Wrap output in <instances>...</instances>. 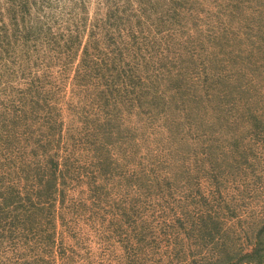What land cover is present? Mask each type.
I'll use <instances>...</instances> for the list:
<instances>
[{
    "label": "rangeland",
    "instance_id": "rangeland-1",
    "mask_svg": "<svg viewBox=\"0 0 264 264\" xmlns=\"http://www.w3.org/2000/svg\"><path fill=\"white\" fill-rule=\"evenodd\" d=\"M108 17H116L107 31L121 46L115 56L130 61L127 72L135 74L136 89L144 93L130 94L131 103L118 96L117 104L111 97L113 118L90 109L100 128L97 145L74 152L83 164L98 150L107 155L105 143L113 173L99 175L95 185L107 209L85 221L89 208L84 205L85 215L74 227L88 231V237L72 236L66 220L76 208L65 209V201L81 194L80 188L88 191L90 182L85 178L68 188L63 204L56 195L47 209L49 231L62 237V246L74 244V254L59 255L55 246L50 258L32 264H178L189 258L185 248L194 245L196 252L203 240H175L174 215L185 214L188 226L218 224L223 231L225 226H263L264 0H0V116L13 115L2 102L28 86L20 68L29 78L37 71L45 88L37 94L59 114V147L69 144L77 123L75 105L96 108L88 104L96 84L78 86L76 69L92 32L105 35ZM71 36L77 37L72 52L60 54ZM99 46L106 50L102 38ZM108 117L116 134L100 136ZM134 199L139 201L131 208ZM129 216L137 217L130 226L124 221ZM202 217H209L206 224Z\"/></svg>",
    "mask_w": 264,
    "mask_h": 264
},
{
    "label": "trees",
    "instance_id": "trees-1",
    "mask_svg": "<svg viewBox=\"0 0 264 264\" xmlns=\"http://www.w3.org/2000/svg\"><path fill=\"white\" fill-rule=\"evenodd\" d=\"M21 6L25 8V5ZM169 9L173 13L176 12L173 5H170ZM115 21L116 17L105 19V25H108L105 35L100 37L96 35V31L92 32L93 40L85 44L83 59L76 69V77L79 78L76 84L78 86L96 84L97 90L88 102L89 106L92 103L96 108L86 110L80 107L81 104L75 105L77 123L71 126L69 144L64 143L59 147L63 137L60 130L57 131L59 114L53 112V106L46 97L41 98L40 94H37L41 87L44 88L37 71H34L29 78L26 76L25 67L20 68L21 79H29L25 82L28 86L19 88L18 97L8 98L2 102L6 111L13 109L14 113L11 117L0 116V264H32L38 260L45 261L52 255L55 246L60 248L57 252L59 255L74 254V244L64 247L62 237L53 238L54 230L52 233L49 231L51 212L47 209L54 204L58 195L63 204L66 190L75 188L81 180L85 178L89 180L88 191L85 192L80 188L81 194L68 196L65 201V209H70L69 207L72 206L76 208L74 211L69 210L71 214L66 223L73 228L68 226V233L72 236L88 237V231L74 227L85 215V212H82L84 205L89 208L87 216L82 218L85 221L99 218L103 214L102 211L107 209L106 205H101L95 185L99 175L109 177L113 173L108 170L110 164L107 159L112 160V158L105 143L103 142L101 146L106 148L107 155H103L98 150L96 154H91L88 162L84 161L83 164L80 163L82 158L74 151H82L97 145L96 134L97 129L100 128L94 125L97 118H91L90 109L95 110L96 113L105 110L104 115L112 117V109H108L111 97L113 102L117 101V104L118 96H120L119 100L131 103L130 94L144 93L140 87V91L139 88L136 89L135 74L127 72L131 71L130 61L115 56L117 50H121L117 47L121 46L114 45L115 37L107 33L109 27L115 26ZM94 26L97 28L98 24L95 23ZM54 37L55 35L52 34L48 38L53 40ZM29 38L30 36L27 35L26 39ZM76 38L71 36L65 39L63 42L65 47L59 51L60 54L65 53L69 56ZM100 38L105 41L106 50L100 48ZM6 39L4 37L5 43ZM15 39L17 40V36ZM106 56L110 58V63L106 61ZM65 63L59 64L60 67ZM43 76H48L46 71L43 72ZM26 95H30L28 102L24 99ZM27 103L29 107L26 106ZM110 117L106 121L102 120L105 123L100 136H105L107 133L116 134L114 131L116 128L111 124L113 120ZM57 134L59 137L56 136ZM95 162L98 164L96 167L92 166ZM3 164L7 165L3 167ZM116 174L122 175V172L116 171ZM194 182L197 184L199 177ZM168 189L169 195L173 196L171 185ZM190 193L191 190L186 195ZM151 194L148 190L146 197L149 198ZM205 197L202 195V198ZM125 199L123 198L122 201ZM138 201L134 199L131 208H135ZM145 203L150 205V202ZM165 203H168L167 199L162 204ZM147 205L145 207H148ZM195 212L200 213L199 210ZM120 215H124V212ZM183 215H174L170 218L174 223H179V226L173 228V237L182 241L179 239L182 236L187 238L184 242L191 244L203 240V246L194 252L192 249L194 245H189L188 249L185 248L186 251H183L187 252L189 258L178 264H264V222L263 226H253L251 229L238 226V229L234 230V226H225L223 231L222 226L218 224L188 226L187 216ZM212 215L214 214L209 217ZM231 215L235 214L231 213ZM136 218L132 220L129 216L124 221L130 226ZM208 218H203L204 224L207 223ZM174 223H169L168 227H173ZM238 231L240 232L236 233ZM145 235L146 233L143 236ZM156 238L157 236H153L149 241L150 245ZM133 252L136 253L135 250Z\"/></svg>",
    "mask_w": 264,
    "mask_h": 264
}]
</instances>
